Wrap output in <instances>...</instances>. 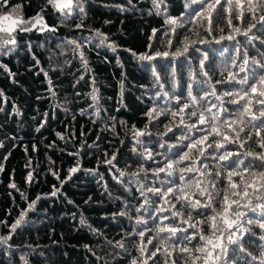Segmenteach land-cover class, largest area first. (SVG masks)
Listing matches in <instances>:
<instances>
[{"label": "snow or ice", "instance_id": "1", "mask_svg": "<svg viewBox=\"0 0 264 264\" xmlns=\"http://www.w3.org/2000/svg\"><path fill=\"white\" fill-rule=\"evenodd\" d=\"M148 2L150 14L160 17L163 23L159 28H152L143 53L128 51L140 70L151 77L154 87L143 89L139 99L148 98L152 104L142 115L143 126L128 124L116 116H108L105 125V131L110 129L114 139L123 136L121 147L131 145L129 153L133 163L125 161L123 167L126 170H122L119 150L109 153L100 149L97 143L79 146L103 151L104 158L97 160L96 168L81 167V151L67 153L75 163L67 170L66 179L71 180L81 171L94 178L102 194L118 205L117 212L106 219L117 224L123 221L127 225L119 233V240L103 241L97 232V244L106 243L107 248L112 249L111 253L97 252L88 244L83 248L98 264H123V257H127L128 264H249V261L264 264V260L259 259L264 251V51H260L264 49V0H181L186 11L179 16L171 14L167 0ZM89 4L90 0H44L45 6L34 16L25 17L23 4L12 5L11 0H0V77L18 86V72L5 61L15 59L19 63V57L27 54L32 61L27 71L36 76L42 74L47 83L46 91L37 95L36 100L51 102L58 92L52 74H68L65 65L74 67L78 59L81 67L71 73L73 78L78 76L73 87L81 82L89 83L81 74L87 71L94 86L89 93L93 102L91 114L95 117L106 113L96 95L99 86L92 76L84 49L88 46L107 48L112 53H118L119 49L100 29L86 23ZM114 7L121 13L135 8L132 0ZM48 9L58 16L55 25L46 21ZM61 25L80 31L78 36L57 41L55 48L70 49L73 53L71 59L64 61L53 54L50 46ZM32 33L45 34L44 40L21 41L22 36ZM193 35L196 39H192ZM237 35L243 36L244 40H236ZM224 41L236 42L231 51L226 47L219 49V63L213 70L207 50ZM199 45L205 47L202 49ZM37 48L49 53L48 67L42 65L34 51ZM21 49L25 51L21 52ZM250 49H256V54L253 55ZM192 53H201L195 63L191 59ZM64 54L60 53L61 56ZM116 61L123 67L118 54ZM105 62H108L106 57ZM178 65L183 72L179 71ZM120 88L123 105V81ZM76 96L82 94L76 92ZM165 98L167 103L161 106ZM64 111L71 114L67 107ZM86 112L81 109L80 115ZM0 114H6V119L23 114L3 89H0ZM41 115L47 118L54 114L45 111ZM71 116L74 120L75 114ZM31 119L36 121L34 132L37 134L47 126V119L39 120L37 116ZM173 121H178L175 129L169 126ZM17 122L23 123L22 120ZM161 125L166 129L162 133L150 130ZM177 131L182 135L177 136ZM56 136L68 143L63 134L57 132ZM6 139L10 143L0 140V174L7 177V188L11 192L27 201V210L19 212L18 218L11 223L0 219V264H18V261L31 264L33 255L49 264L39 244L26 242L14 246L12 240L22 227H36L35 222L27 218L29 213L38 212L40 201L61 195L66 180L61 178L59 168L49 167L46 175H52L59 181V186L53 184L50 193L38 194L35 198L26 196L23 187L15 182V170L8 169L6 164L13 151L22 148L26 170L24 184L29 187L38 184L44 170L32 159V153L38 151L37 144H22L18 135ZM232 145L244 151L232 150ZM55 146L53 142L46 149ZM110 147H114L111 142ZM59 150L64 152L65 149ZM240 157L259 161V167L253 165L245 170ZM51 164L55 162L51 161ZM99 167H104L119 185L118 194L111 192ZM177 189L179 194L174 195ZM67 203L71 205L74 201L69 199ZM85 203L96 206L98 202L89 197ZM42 216L41 223H47V209L43 210ZM72 218L75 219V214ZM78 223L83 225L85 220L81 218ZM89 232L96 230L89 228ZM50 236H55L54 230ZM245 236H258L261 243L256 251L244 247ZM53 245L58 246L59 242L53 239Z\"/></svg>", "mask_w": 264, "mask_h": 264}, {"label": "trees", "instance_id": "2", "mask_svg": "<svg viewBox=\"0 0 264 264\" xmlns=\"http://www.w3.org/2000/svg\"><path fill=\"white\" fill-rule=\"evenodd\" d=\"M170 11L173 16H179L186 9L183 8L181 0H167ZM12 5L23 4L22 14L25 17L34 16L41 7H44V0H11ZM135 6L133 11L121 13L114 5H125L126 0H90L88 7L89 18L86 21L95 29H100L109 37V41H115L118 46V53H112L107 48L95 49L88 46L84 49L86 57L89 60L92 76L96 78V83L99 86L96 95L99 99L100 106L106 109L107 112L101 116H93L90 105L91 101L89 93L93 91L94 86L90 83L91 76L87 71L81 74L85 75L89 83L81 82L75 88L76 79L71 73L76 72V69L81 67L78 59L75 60V66L65 65L66 75H61L59 72L52 74L54 84L58 87L57 97H54L51 102L47 100L37 101L36 96L44 93L47 89L46 78L41 74L36 76L33 72L27 71L31 66L32 61L27 54L19 57V63L13 60H6L13 71L18 72L17 79L19 85L10 84L6 78L0 77V89H3L8 96L14 101L15 105L22 110V116L13 118H5L6 114H0V140H5L12 135H18L22 138V144L32 143L37 144L38 151L32 153L33 162L44 171L39 176V183L33 184L31 187L24 184L25 181V158L22 148L13 151L11 159L7 162L8 169H14L15 182L21 185L25 191V195L30 198H35L38 194H47L51 192L52 185L59 186V181L55 180L50 174H47L49 167L59 168L62 179L66 182L62 187V194L56 198L45 199L38 203V212L29 213L27 218L35 222L36 227L21 228L19 234L14 235L12 244L24 245L26 242H31L33 245L39 244L47 257L49 264H98V261L93 258L83 248L84 244H88L95 248L97 252L103 251L106 254L112 252V249L107 248L106 243L97 244V232L103 241L108 239L119 240L121 237L119 233L122 228L127 225L121 221L120 224L106 219L117 212L118 205L110 202L105 195L102 194L101 188L97 186L94 178L86 176L83 171L78 172L72 176L71 180H67L69 167L73 166L75 160L67 153L70 151L79 150L83 155L79 158L81 167L84 169H93L98 167L97 160L104 158L103 151L95 148H83L81 144L97 143L99 148L112 153L114 150H119V167L124 169L125 161L129 164L133 163V157L129 153L131 145H120V139H114L112 131L109 129L105 131L108 116H116L120 120H126L128 124H136L143 126L145 120L142 118L143 113L151 106L152 101L145 98L143 101L139 99L143 95V89H151L154 86L151 82V77L140 70L136 59L130 55L128 50H134L137 53H143L145 46L148 43V35L152 28H159L163 20L160 17L150 14L151 5L148 0H132ZM58 19L57 14L52 10H47L46 21L49 25H55ZM110 21L111 23H106ZM195 27V26H191ZM191 30V29H190ZM80 34L79 30L68 28L66 26H58V34L55 40L50 41L53 54L60 56L61 61L71 59L73 53L70 49H57L55 45L60 38H72ZM88 34V33H86ZM189 33H185L188 35ZM45 34L32 33L21 37V41L31 39L34 42L44 40ZM192 39H196L193 35ZM236 40L243 41V36H236ZM236 41H224L222 45H213L208 51L210 62L213 70L217 69L219 63V49L226 47L230 51ZM258 46V41L255 42ZM191 44V42H189ZM238 46V45H237ZM204 48V45H199ZM21 49V52H24ZM38 58L41 60L44 67H48V52L43 49H34ZM253 55L256 54V49H250ZM264 51V49H260ZM64 52V55H60ZM120 58V64H117L116 55ZM201 53H192L191 59L195 63ZM227 55V54H226ZM105 57L108 62H105ZM70 69V71H69ZM183 72V68H179ZM223 71L229 69L222 68ZM122 73L124 74L122 76ZM51 74V73H50ZM124 83L123 88V105H121V82ZM223 87H229L224 85ZM163 91V89H161ZM76 92L82 94L81 97L76 96ZM167 103V98L161 101V106ZM59 104L56 108L54 105ZM67 107L71 114H75V119H72L71 114H67L64 108ZM117 108H121L117 111ZM81 109L87 110L86 114L81 116ZM45 111L53 113L45 118L41 114ZM218 115V113H217ZM37 116L39 120L47 119V126L40 132L35 133L36 121L31 117ZM95 119V123H93ZM172 118L169 117V120ZM187 121V116H185ZM22 120L23 123H18ZM168 123V121H165ZM178 121H173L175 124ZM153 132H163V125L157 128L150 129ZM223 130V129H222ZM63 134L68 143L59 140L56 133ZM81 133H84L82 136ZM171 135V134H170ZM182 135L181 131H177V136ZM100 137L97 140V137ZM55 142L54 148H47L46 146ZM110 142L114 147H110ZM232 150L244 151V149H237L235 145L230 146ZM64 148V152L59 149ZM245 165V170L253 165L259 167V161L251 157H240ZM51 161L55 164L52 165ZM239 167V165H237ZM99 171L104 173L106 183L111 192L115 195L120 191L119 185L114 183L111 175L108 174L104 167H99ZM207 171V169H205ZM217 171H220L217 167ZM8 179L4 174H0V219L8 223L14 222L18 218L21 211H26L27 201L22 200L21 197L7 188ZM179 189L174 195L179 194ZM11 192V195H10ZM92 198V201L98 202L96 206L93 203L86 204L85 202ZM121 200L123 197H119ZM74 201V204H68V200ZM47 209L48 222L42 224L43 210ZM75 214V219L72 218ZM68 217V218H65ZM83 218L85 224L80 225L78 221ZM186 227V225H185ZM89 228H94L96 232H89ZM55 231V236H50L51 231ZM7 231V229H3ZM243 235V233H241ZM53 239L59 242L58 246L53 245ZM261 243L258 236H245L244 247L246 249L256 251L258 245ZM66 254V255H65ZM138 254V253H137ZM110 259V257H109ZM123 264H128L127 257L121 258ZM259 259L264 260V251H261ZM18 264L22 262L18 261ZM31 264H45L44 259L33 255L31 257ZM251 264V261H249Z\"/></svg>", "mask_w": 264, "mask_h": 264}]
</instances>
